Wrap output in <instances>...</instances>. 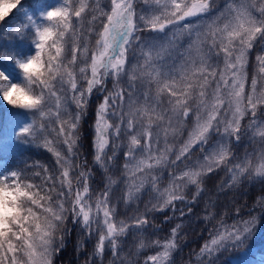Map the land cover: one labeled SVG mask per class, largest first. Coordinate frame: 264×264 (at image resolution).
Segmentation results:
<instances>
[{
	"label": "snow or ice",
	"instance_id": "6c2138e0",
	"mask_svg": "<svg viewBox=\"0 0 264 264\" xmlns=\"http://www.w3.org/2000/svg\"><path fill=\"white\" fill-rule=\"evenodd\" d=\"M0 100V264H264V0H0Z\"/></svg>",
	"mask_w": 264,
	"mask_h": 264
},
{
	"label": "trees",
	"instance_id": "16d2710c",
	"mask_svg": "<svg viewBox=\"0 0 264 264\" xmlns=\"http://www.w3.org/2000/svg\"><path fill=\"white\" fill-rule=\"evenodd\" d=\"M31 0H29V3ZM55 2V0H51ZM22 18V14H21ZM18 23L19 21H15ZM254 55L252 60H254ZM8 67H12L9 65ZM13 68V67H12ZM22 80V77H19ZM99 101V94L95 95L92 99V104L95 105ZM0 109L4 111H10V106H7L0 100ZM23 111V110H17ZM94 120V114L92 111H89L88 115L85 117L81 126V136L83 148L82 151L87 155L91 151V142L93 137L92 124ZM49 155L46 154L43 150H35L34 154L30 156V161H39L41 163L49 162ZM88 159H91V156H88ZM224 176V173H220L218 176L214 177L210 184L218 183L220 179ZM261 193V186L257 184H248L246 188L243 189L242 195L238 196L240 204H248L249 206L254 203L255 199L259 197ZM233 198V194L229 193L226 197H223V202ZM247 213V209L244 210ZM245 218H248L245 215ZM232 221L229 219L228 223ZM72 227L71 225H69ZM167 231V229H165ZM208 232L204 229L203 225L200 223H193L190 230L188 239L183 242L182 248L175 254L176 264H183L188 261L186 254H189L191 251L196 249L199 245H202L207 237ZM83 243V247H80ZM94 241H83L80 233L77 230H73L71 235L67 237L66 247L62 252L55 257V264H84L85 259L91 253L92 248L94 247ZM252 252L259 253L264 252V231H260L255 234L254 237L249 241ZM126 251V249H125ZM243 251V250H241ZM111 258L109 255L108 258ZM250 257H240L239 253L225 254L222 257L220 264H243V262Z\"/></svg>",
	"mask_w": 264,
	"mask_h": 264
},
{
	"label": "rangeland",
	"instance_id": "374dc122",
	"mask_svg": "<svg viewBox=\"0 0 264 264\" xmlns=\"http://www.w3.org/2000/svg\"><path fill=\"white\" fill-rule=\"evenodd\" d=\"M8 71H9V73L12 75L14 81L17 80V79H20V78L17 76L16 72L13 70L12 67H8ZM21 112H22V111H21ZM243 147H247V145H245V146H243ZM243 147L241 148V153L243 152ZM249 150H251V149H249ZM222 179H226V177L223 176ZM143 199L146 201V200L148 199V194H145L144 197H143ZM162 235H163V233H162ZM207 239H208V235H207V237L205 238V240H207ZM250 241H251V240H250ZM204 242H205V241H204ZM200 246H201V245H199L196 249H194L193 251H191L189 254H186V256L188 257V261H189L190 258H193V257H192V253H193L194 251H198V249H199ZM110 259H111V258L109 257L108 260H110ZM193 259H194V258H193ZM106 264H107V261H106ZM183 264H186V263H183Z\"/></svg>",
	"mask_w": 264,
	"mask_h": 264
},
{
	"label": "clouds",
	"instance_id": "9594fccd",
	"mask_svg": "<svg viewBox=\"0 0 264 264\" xmlns=\"http://www.w3.org/2000/svg\"><path fill=\"white\" fill-rule=\"evenodd\" d=\"M14 100H19L23 102L24 100V95L22 93H18L16 96L13 97Z\"/></svg>",
	"mask_w": 264,
	"mask_h": 264
}]
</instances>
